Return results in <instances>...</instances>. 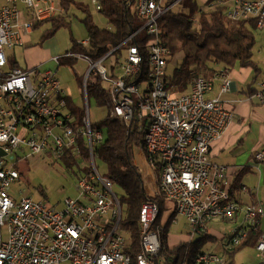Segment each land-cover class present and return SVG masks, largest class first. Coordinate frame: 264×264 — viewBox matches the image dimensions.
Instances as JSON below:
<instances>
[{
  "label": "built area",
  "instance_id": "obj_1",
  "mask_svg": "<svg viewBox=\"0 0 264 264\" xmlns=\"http://www.w3.org/2000/svg\"><path fill=\"white\" fill-rule=\"evenodd\" d=\"M135 0L141 22L131 40L143 30L149 38L145 48L130 44L118 63L110 54L98 59L86 54L66 55L84 60L82 93L85 105L78 116L69 107L67 95L52 68L10 65L8 50L22 44V35L39 22L61 16L59 0H0V264H131L125 250L127 237L120 226L121 204L113 182L99 171L96 147L105 133L94 126L88 113L87 83L96 78L107 93L108 113L127 129L134 118L143 129L140 147L157 174V192L172 202L177 214L188 223L191 235L208 234L213 220L233 221L241 215L242 224L225 236L226 249L241 244L250 231L264 222V203L241 204L231 193L227 166L210 157L212 144L220 139L234 118V112L221 98L231 84L227 69L212 75H193L188 91L171 94L166 88L170 49L162 42L160 16L179 0ZM225 5L230 20L254 19L264 27V0H218ZM99 8V0H95ZM26 13V17L23 14ZM196 22V17L190 18ZM88 47L89 39L78 41ZM59 57L52 60L59 66ZM111 59V66L104 64ZM220 80L219 93L206 96ZM106 83V86L103 85ZM254 96L264 102V80L257 82ZM84 148V150L82 149ZM84 152V153H83ZM72 162L74 197H65L60 208L30 195L15 196L11 187L20 177L18 166L31 155ZM257 162L264 160V147L256 150ZM160 171L158 172L157 167ZM142 176V168L137 165ZM143 178V177H142ZM245 190L246 187L242 186ZM159 212L156 201L140 208V250L136 264H157L159 234L152 229ZM255 249L264 264V230L255 240ZM225 255L202 251L196 263L224 264Z\"/></svg>",
  "mask_w": 264,
  "mask_h": 264
},
{
  "label": "trees",
  "instance_id": "obj_2",
  "mask_svg": "<svg viewBox=\"0 0 264 264\" xmlns=\"http://www.w3.org/2000/svg\"><path fill=\"white\" fill-rule=\"evenodd\" d=\"M59 1L64 8V13L43 21L50 23V27L44 30L42 38L51 37L60 27H70V22L67 20L69 8L76 6L84 13L82 21L89 39L88 47H84L72 38L70 48L59 57V66L77 62L78 58L66 55L69 52L86 54L98 59L115 48L110 54L114 62L112 74L115 76V69L130 44L134 43L141 49L145 48L149 36L143 30L138 31L134 38L126 41L128 36L141 26L134 7L135 0H99L98 10L106 17L110 27L97 25L91 17L88 4L84 1ZM173 1L168 0L167 5ZM217 1L179 0L176 3L181 4L179 10L174 9L176 5L174 4L159 18L162 42L170 49L171 58L175 55L181 56L179 64L167 75L166 88L171 94L188 91L189 81L193 75L210 76L218 68L230 70L236 65L252 67L255 72L260 69L258 62L252 58L255 44L254 32L259 29L256 21L252 18L228 19L224 14L225 5ZM192 16L196 17L194 23L190 19ZM9 63L17 64L10 59V56ZM82 84L80 81L81 87ZM87 94L99 104H105L107 100V93L98 78L88 81ZM67 102L73 112H76L78 116L82 114L80 106H77L70 97H67ZM94 126L105 133L104 140L96 147L97 159L105 166L104 174L113 182L115 193L121 204L120 226L128 240L125 250L131 256V264H136V255L140 250V208L148 200L156 201L159 207V212L152 224V229L158 232L160 240V251L154 257L157 264H197V255L205 250V242L213 236L199 234L197 238L169 245V224L177 213L173 209L174 211L166 219L163 217L166 199L146 190L135 162L134 149L136 146L142 147L144 125L143 129L139 128L140 122L134 118L130 128L127 129L122 121L107 113L102 119L94 122ZM66 167L71 169L74 176L78 174L72 162H69ZM157 170L160 171L159 166ZM230 193L232 195L231 189ZM261 231H263L262 227L257 231H250L240 245L228 250L224 264H233V255L246 245H254Z\"/></svg>",
  "mask_w": 264,
  "mask_h": 264
},
{
  "label": "rangeland",
  "instance_id": "obj_3",
  "mask_svg": "<svg viewBox=\"0 0 264 264\" xmlns=\"http://www.w3.org/2000/svg\"><path fill=\"white\" fill-rule=\"evenodd\" d=\"M88 4L91 17L93 21L101 27H110V23L106 17L99 12L98 8L92 4L91 0H85ZM181 4L174 5L175 10H179ZM84 13L76 6L69 8L67 20L70 22V27H60L55 33L48 38L43 39L42 35L46 28L50 27V23L43 22L41 25L33 29L29 39L32 44L37 45L41 52L46 51V58L49 60L41 63V68H52L56 70V75L60 80L61 86L64 89L66 95H68L77 106L85 105L84 95L82 93V87L80 81H83V74L87 70L88 65L78 59L76 63L63 64L57 66L55 61H51L54 55H62L72 44V38L80 39L87 37L86 27L82 21ZM255 44L252 50V58L259 63V67L264 74V28H259L255 32ZM29 51V50H28ZM7 53L14 60L17 59L19 63L26 66L27 50L23 47H13L12 50H8ZM181 56H173L167 67V72L171 73L175 66L180 62ZM40 63V62H37ZM107 67L111 66V59L108 58L104 61ZM106 86V83L103 82ZM109 111V107L106 104H99L93 98L89 97L88 100V113L92 122H97L102 119ZM139 147H135L134 153H137ZM138 160V159H137ZM99 171L104 173L105 166L97 160ZM20 177L12 184L11 191L17 196L22 191L23 195H30L34 199L44 200L49 205L57 204L60 208L62 201L65 197H74L76 191L75 176L71 169L60 163L58 159L47 157L44 155H31L22 160L18 166ZM147 191L151 192V187L146 184ZM151 194H153L151 192ZM165 213V212H164ZM233 221H220L213 220L209 223L208 227L211 228L214 236L217 239L211 237L204 244V249L225 255L224 242L221 236L224 234H230L240 223ZM170 240L176 238L179 241L189 240L187 236L193 238L199 237V234L190 235L188 231V223L186 219L179 214H176L175 221L169 224ZM186 237V238H185ZM184 238V239H183ZM172 242H170L171 245ZM259 254V257H258ZM234 264H261L262 257L260 253L255 249L254 245H246L240 248L233 257Z\"/></svg>",
  "mask_w": 264,
  "mask_h": 264
},
{
  "label": "crops",
  "instance_id": "obj_4",
  "mask_svg": "<svg viewBox=\"0 0 264 264\" xmlns=\"http://www.w3.org/2000/svg\"><path fill=\"white\" fill-rule=\"evenodd\" d=\"M82 1L85 2V0ZM91 2L96 6L95 0H91ZM23 17H26V13L23 14ZM36 27L38 26H34L30 32H24L22 35V44L16 46L23 47L27 50L26 66L21 65L17 59L15 60V57L14 61L23 67H38L42 69L40 64L49 60V57L46 58V51L45 53L41 52L37 45L32 44L29 39L30 34ZM87 38L88 37L76 40L81 41L86 40ZM7 54L9 55L10 53ZM10 59H12L11 56ZM51 61H53L52 58ZM228 74L231 78L230 87L227 92L220 96L225 105L233 110L234 118L226 128L223 136L212 144L210 157L213 161L227 166L228 178L231 181L232 197L236 201L241 204H249L252 202L264 203V160L257 162L254 158L255 151L264 147V102H260L254 96L257 89V82L264 80V74H262L261 69H259L258 72H255L252 67L239 65L230 69ZM219 88L220 80L217 78L214 80L213 89L208 92L206 96H216L219 93ZM67 97L69 96L67 95ZM135 162L142 168V177L146 190V184L148 183L151 187V192L156 193L157 174L149 166L143 150L140 147L138 152L135 153ZM242 186H245L246 189L243 190ZM164 208L165 213H163V217L166 219L170 213L174 211V206L171 201L165 200ZM242 219L243 217L239 215L236 220H233V222L239 220L238 223H240V220L242 221ZM173 221H175V218ZM261 227L264 230V222ZM208 235L215 237L210 227H208ZM226 235L227 234H224L220 237L224 242V246ZM187 237L189 239L193 238L191 236ZM177 239L178 238L170 240L169 233V245L170 242H172L171 245L175 244ZM215 239L217 238L215 237ZM228 250L224 247L226 257Z\"/></svg>",
  "mask_w": 264,
  "mask_h": 264
},
{
  "label": "water",
  "instance_id": "obj_5",
  "mask_svg": "<svg viewBox=\"0 0 264 264\" xmlns=\"http://www.w3.org/2000/svg\"><path fill=\"white\" fill-rule=\"evenodd\" d=\"M0 153H2V151L0 150Z\"/></svg>",
  "mask_w": 264,
  "mask_h": 264
}]
</instances>
